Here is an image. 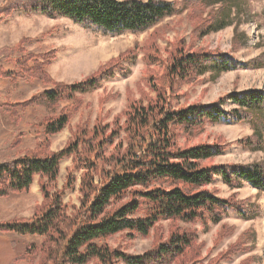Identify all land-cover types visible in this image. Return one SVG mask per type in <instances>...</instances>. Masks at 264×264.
I'll return each instance as SVG.
<instances>
[{"label":"trees","instance_id":"obj_1","mask_svg":"<svg viewBox=\"0 0 264 264\" xmlns=\"http://www.w3.org/2000/svg\"><path fill=\"white\" fill-rule=\"evenodd\" d=\"M238 4L240 0H8L0 7V14L40 11L50 18L66 17L93 30L121 35L146 31L165 17L189 9L193 37L199 39L235 24L232 45L237 49L247 42L245 34L239 31L240 22H235L240 15ZM156 41L151 35L144 45L147 64L160 59ZM18 49L19 46L2 48L0 58L8 60ZM168 53L164 60L165 77L172 80L193 82L207 72L216 78L247 65L218 49L194 48L185 40L176 42ZM52 57V53L43 55V61L36 55L18 57L11 69L1 72L14 83L29 78L47 87L23 105L52 107L60 100L94 91L103 78H111L117 70L126 71L121 62L135 58L136 50H126L92 75L70 84L55 81L46 71L45 65ZM153 87L155 95L145 98L146 102L129 99L122 125L120 118L113 124L97 119L92 127H78L61 150L52 151L48 137L61 132L70 121L71 112H63L39 125L44 139L34 150L0 163V198L28 191L36 176L47 179L40 186L43 202L33 216L0 221L2 233L43 237L40 248L30 246L10 264L34 257L39 249L43 256L37 264H115L117 260L125 264H197L201 244L196 233L177 226L178 221L193 224L207 215L219 223L228 209L241 217H252L246 214L244 202L220 198L208 186L220 176L231 188L248 184L264 191V161L214 164V159L229 144L192 140L202 133L206 123L219 122L231 115L237 122L250 123L253 128L251 135L236 142L262 150L264 90L229 93L226 97L235 107L227 111L221 107L223 98L176 107L170 92L155 84ZM10 113L17 112L11 109ZM121 131L126 134V143L119 139ZM21 137L22 134L16 137L12 148ZM68 157H72L76 169L83 170L80 205L72 213L61 194L52 193L48 184L58 177L60 162ZM73 180L70 176L68 188ZM161 221L171 223L166 238L157 227ZM154 230L153 247L141 255L127 254L103 242L125 231L145 237ZM232 232V227L224 225L219 236ZM248 241L249 234L244 232L223 256L245 250ZM249 263L250 259L241 264Z\"/></svg>","mask_w":264,"mask_h":264},{"label":"rangeland","instance_id":"obj_2","mask_svg":"<svg viewBox=\"0 0 264 264\" xmlns=\"http://www.w3.org/2000/svg\"><path fill=\"white\" fill-rule=\"evenodd\" d=\"M6 1L8 0H0V7ZM236 9L240 15L235 22H240L239 31L247 37L246 44L237 49L232 45L235 24L199 39L193 37L194 25L190 20L189 9L165 17L146 31L126 32L121 35L93 30L66 17L50 18L40 11L29 14L22 11L0 14V50L19 46L8 60L0 58V163L34 150L36 144L44 139L39 125L45 119L63 112H71L70 121L61 132L48 137L52 151L61 150L78 127H92L97 119L113 124L115 119L120 118L122 125L126 119L124 111L129 99L146 102L145 98L155 95L153 84L171 93L173 106L211 103L223 98L221 107L227 111L235 107L226 97L229 93L250 89L264 90V0H240ZM209 10L210 8L204 16ZM151 35L157 39L160 59L147 64L144 59V45ZM181 40L187 41L194 48L218 49L247 65L224 72L216 78L212 77L211 72H207L193 82L167 79L164 60L174 44ZM128 49H135L136 57L121 62L126 71L117 70L111 78H103L101 86L94 91L78 94L73 99L60 100L52 107L23 105L24 101L43 92L47 87L29 78L14 83L11 78L1 73L13 67L15 58L36 55L39 61H43V55L52 53L53 57L45 65L46 71L55 81L70 84L92 75L102 65ZM84 55L92 57L86 59ZM11 109L17 113L11 114ZM252 132L250 123L237 122L228 115L219 122L206 123L202 133L192 142L219 145L228 143L229 147L214 159V164L262 162L264 148L252 150L236 142ZM20 134L22 137L19 144L12 148V143ZM119 139H124L126 143V134L123 131ZM82 172L83 170L75 168L72 157H68L60 162L58 177L54 181H48L50 191L61 194L69 213L74 212V208L80 205L79 185ZM70 176L74 180L72 187L68 188L66 185ZM46 181V178L36 176L28 191L0 198V221L33 216L36 207L43 202L40 186ZM208 189L220 198H235L244 202V206L248 208L246 214L252 217L244 218L235 210L228 209L219 223H214L207 215L205 219H199L193 224L178 221L176 225L192 229L201 244V256L197 264H241L248 259L249 264H264V191L248 184L241 188H231L220 176L215 177ZM170 225L169 221L157 224L160 234L165 238ZM224 225L232 227L233 232L220 237L219 232ZM244 232L249 234L246 249L223 256ZM42 242L43 237L40 236L0 232V264H10L30 246L36 245L40 248ZM103 242L127 254L141 255L153 247L155 230L145 237L125 231ZM42 256L43 251L39 249L34 257L21 260L19 264H37ZM217 258L218 261L213 262ZM115 264L125 263L117 260Z\"/></svg>","mask_w":264,"mask_h":264},{"label":"bare ground","instance_id":"obj_3","mask_svg":"<svg viewBox=\"0 0 264 264\" xmlns=\"http://www.w3.org/2000/svg\"><path fill=\"white\" fill-rule=\"evenodd\" d=\"M81 56V55H80ZM84 57L86 58V59H89V58H91L92 56L91 55H84ZM82 58H83V55H82ZM81 58V59H82ZM81 61V60H80ZM88 62V61H87ZM83 63V62H82Z\"/></svg>","mask_w":264,"mask_h":264}]
</instances>
